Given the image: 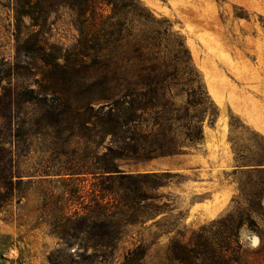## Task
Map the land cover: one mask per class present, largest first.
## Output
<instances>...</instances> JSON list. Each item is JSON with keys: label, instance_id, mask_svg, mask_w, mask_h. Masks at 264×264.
Listing matches in <instances>:
<instances>
[{"label": "trees", "instance_id": "16d2710c", "mask_svg": "<svg viewBox=\"0 0 264 264\" xmlns=\"http://www.w3.org/2000/svg\"><path fill=\"white\" fill-rule=\"evenodd\" d=\"M11 2L14 54L0 55V208L30 183L33 175L19 162L37 137L46 156L42 181L56 177L61 187L43 205V222L58 241L46 264H145L141 242L119 250L133 228L162 213L158 201L164 195L155 191L175 174L131 173L120 163L143 165L186 147L170 124L165 127L172 118L161 113L155 97L136 100L140 85L165 77L153 63L160 56V21L138 0ZM60 8L74 14L77 38L69 48L48 36ZM178 73L174 65L171 75ZM148 112L150 126L143 128ZM200 134H186L190 146ZM243 167L255 175L252 186L262 187L246 198L249 212L256 213L255 200L262 205L264 199V156L241 161L235 170ZM89 178L87 191L82 184ZM245 222L259 238L254 248L239 239ZM158 264H264V228L249 215L230 212L188 238L177 232Z\"/></svg>", "mask_w": 264, "mask_h": 264}, {"label": "rangeland", "instance_id": "374dc122", "mask_svg": "<svg viewBox=\"0 0 264 264\" xmlns=\"http://www.w3.org/2000/svg\"><path fill=\"white\" fill-rule=\"evenodd\" d=\"M138 1L161 23L156 43L160 56L153 63L165 77L157 85H140L136 100L144 104L155 97L161 113L172 118L165 127L170 124L177 143L186 147L182 154L143 165L120 163L126 172L168 171L175 176L155 191L164 195L158 201L162 213L133 228L119 253L141 242L147 247L145 264H158L177 232L188 238L230 212L249 215L264 228V199L262 205L255 200L256 213L249 212L246 199L262 193V187L252 186L255 175L246 167L235 170L241 161L264 156V0ZM51 20L50 40L71 47L77 38L74 14L60 8ZM13 30L12 2L0 0V55L7 59L14 54ZM174 65L179 68L175 77ZM143 116L148 121L141 126L149 127V112ZM199 130L200 141L190 146L186 134ZM29 143L19 165L33 175L30 183L0 208V264H46L48 251L58 242L42 212L61 187L56 177L42 181L43 142L31 137ZM82 185L89 191L90 178ZM247 223L239 239L254 248L259 238Z\"/></svg>", "mask_w": 264, "mask_h": 264}, {"label": "crops", "instance_id": "0c3cea01", "mask_svg": "<svg viewBox=\"0 0 264 264\" xmlns=\"http://www.w3.org/2000/svg\"><path fill=\"white\" fill-rule=\"evenodd\" d=\"M228 197H229V195L227 196V198H228ZM227 198H226V199H227Z\"/></svg>", "mask_w": 264, "mask_h": 264}]
</instances>
